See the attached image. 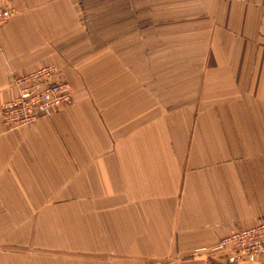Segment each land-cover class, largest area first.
I'll list each match as a JSON object with an SVG mask.
<instances>
[{"label": "crops", "instance_id": "crops-1", "mask_svg": "<svg viewBox=\"0 0 264 264\" xmlns=\"http://www.w3.org/2000/svg\"><path fill=\"white\" fill-rule=\"evenodd\" d=\"M0 6V116L46 64L72 92L0 117V264H228L264 215V0Z\"/></svg>", "mask_w": 264, "mask_h": 264}, {"label": "built area", "instance_id": "built-area-1", "mask_svg": "<svg viewBox=\"0 0 264 264\" xmlns=\"http://www.w3.org/2000/svg\"><path fill=\"white\" fill-rule=\"evenodd\" d=\"M18 10L0 6V26L8 23ZM59 69L46 64L31 72L14 76L16 95L5 102L1 108V121L6 129L12 130L35 123L41 117H50L61 104L69 103L72 98L70 84L58 78ZM212 251L229 249L226 262H254L264 257V215L256 223L241 231L233 232L218 239L209 248ZM153 264H165L155 261Z\"/></svg>", "mask_w": 264, "mask_h": 264}]
</instances>
